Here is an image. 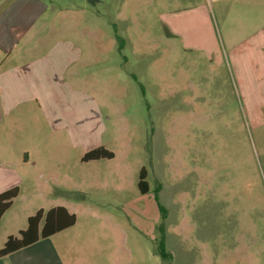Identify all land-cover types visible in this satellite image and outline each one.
<instances>
[{
  "label": "rangeland",
  "instance_id": "374dc122",
  "mask_svg": "<svg viewBox=\"0 0 264 264\" xmlns=\"http://www.w3.org/2000/svg\"><path fill=\"white\" fill-rule=\"evenodd\" d=\"M46 1L82 12L73 40L109 43L77 86L97 100L115 157L47 186L29 165L0 248L39 207L63 205L76 222L0 264H264V86L250 59L264 0Z\"/></svg>",
  "mask_w": 264,
  "mask_h": 264
},
{
  "label": "crops",
  "instance_id": "0c3cea01",
  "mask_svg": "<svg viewBox=\"0 0 264 264\" xmlns=\"http://www.w3.org/2000/svg\"><path fill=\"white\" fill-rule=\"evenodd\" d=\"M79 15L82 12L79 14L78 9L55 8L46 0H0V192L18 187L8 209L19 196L21 185L32 181L30 166L39 176H49L44 179L47 186L50 177L61 170L69 175L78 163L90 165L115 157L81 160L87 151L106 145L99 104L91 92L77 86V80L82 79L83 72L86 83L93 79L88 65L104 59L109 43L98 34L73 40ZM83 35H90V31L81 32ZM255 39L250 59L264 86V30ZM62 143L81 152L72 159L68 152H60L57 146ZM31 150H38L40 156L29 164ZM66 180L72 184L70 177ZM37 184L33 182V186ZM26 226L18 227L15 233L6 232L3 244L9 235H18Z\"/></svg>",
  "mask_w": 264,
  "mask_h": 264
},
{
  "label": "trees",
  "instance_id": "16d2710c",
  "mask_svg": "<svg viewBox=\"0 0 264 264\" xmlns=\"http://www.w3.org/2000/svg\"><path fill=\"white\" fill-rule=\"evenodd\" d=\"M115 37L118 43V49L121 50L123 38L117 33H115ZM113 156L114 153L111 150L105 148L104 146H98L87 151L82 156L81 160L89 161L102 158L111 159ZM146 175V168L141 167L137 185L142 193H146L148 191ZM17 194L18 187H12L0 192V218L10 207L13 198H15ZM75 221V214L69 212L64 206H54L47 210L38 209L33 215L28 217L25 229H21L18 232V235H9L6 238L3 246L0 248V258L31 245L41 238H47L57 232H60L63 229L72 226ZM160 256L164 260L171 259V254L166 251H162Z\"/></svg>",
  "mask_w": 264,
  "mask_h": 264
}]
</instances>
